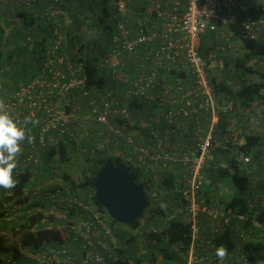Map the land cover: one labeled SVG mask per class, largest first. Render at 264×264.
I'll use <instances>...</instances> for the list:
<instances>
[{"label": "built area", "instance_id": "obj_1", "mask_svg": "<svg viewBox=\"0 0 264 264\" xmlns=\"http://www.w3.org/2000/svg\"><path fill=\"white\" fill-rule=\"evenodd\" d=\"M39 1L0 0V25L4 27L0 52L26 48L40 56L34 65L36 71L29 69L30 77L16 88L5 89L11 84L9 69H0V110L8 112L26 133L13 178L18 179L26 171L32 173L27 188L19 196L27 197L22 205L17 202L14 190L6 192L10 200L4 204V219L11 222L25 209L29 214L43 211L54 215L56 220H66L64 209H75L78 214L74 215L72 238L45 240L39 247L24 249L27 264H148L126 255L121 257L117 249H122L124 240L116 236L105 214L79 195V184H85L92 169L107 159H117L127 167L138 168L148 176L152 174L157 181L175 175L174 181L177 185L182 183V187L175 189L180 199L174 201V207L180 204L177 213L186 214L191 226V244L183 256V264H219L215 256L219 247L213 246L212 237L205 241L201 238L200 217L209 220L210 236L218 231L214 221L227 224L229 217L218 209L216 200L210 205L205 202L203 189L208 184L205 175L212 152L220 147H236L238 142L237 134L229 129L220 137L216 135L219 116L234 113L235 104L227 99L221 105L212 79L219 80L227 70L233 74V66L226 64V53L237 43L264 49V1L261 5H245L239 0H99L108 9L107 19L115 23V30L98 64L105 90L92 94H86V77L75 58L80 44L76 42L71 52L74 62L64 52L68 39L78 34L73 30V17L63 7L64 0H52L45 5L41 17L47 28L38 35L22 26L19 18L6 13L7 9L36 12L40 10ZM15 27L20 38L9 45L6 39ZM208 33L215 36L216 46L205 59L199 53V44L201 35ZM75 90L87 95L85 113L77 108ZM134 102L149 107L146 112L142 109L149 127L146 135H141L140 130L146 129L144 122L136 123L130 116L128 108ZM261 104L264 106V101ZM25 117L30 121L27 124ZM159 123L164 124L163 129L155 127ZM190 123L194 128H189ZM73 129L96 131L77 135ZM28 136L32 137L31 143ZM97 136L99 142L90 155L93 160L84 159L85 140H96ZM65 142L74 143L76 152L83 157L79 160L83 167L81 182L73 185L71 180L77 179L71 178L52 188L45 183L31 188L43 153ZM96 154L100 156L94 159ZM249 163L250 158L239 152L236 164ZM50 164L59 167L58 157ZM68 165L77 163L72 158ZM146 193L152 202L158 200V189L151 187ZM216 195L220 196L218 192ZM41 200L50 206L44 210L33 206ZM248 201L249 209L254 211L258 204L264 206V195L251 192ZM227 213L230 215V210ZM256 215L257 211L251 224L255 229H264ZM237 218L246 221L245 216ZM53 224L54 221L47 222L44 226ZM234 234L240 243L251 237L250 230H237ZM246 253L255 256L250 249L227 251L222 264H248ZM77 254H81L79 260L75 259Z\"/></svg>", "mask_w": 264, "mask_h": 264}, {"label": "trees", "instance_id": "obj_2", "mask_svg": "<svg viewBox=\"0 0 264 264\" xmlns=\"http://www.w3.org/2000/svg\"><path fill=\"white\" fill-rule=\"evenodd\" d=\"M51 1L52 0H40L37 9L39 6L48 4ZM66 1L74 2L72 7L73 9H70L69 6L66 7V10L74 19L73 30L74 28L75 30L80 28L82 23L88 22V27L96 31V34L86 43L80 44L78 50L79 52L76 55L77 57L75 56V58L78 59V62H80L82 65V74H84L86 77L84 87L85 91L87 92L86 94H92L95 90L99 89L105 90L102 88L104 86V80L99 74L98 64L101 58L107 52V45L111 42L112 32L115 30V23L110 20L108 21L107 18L110 16V13L99 0H64V2ZM239 1L245 5L253 4V1L255 2V0ZM261 3L263 4L261 1L257 2V4L260 5ZM6 12L7 14H9L8 12H11L10 14L12 17L19 18L22 26L26 28H32L34 30L38 27H41L40 25L36 24V19H38L39 16L38 12L40 13V16H42L43 11L42 14L39 10L35 12L32 10L23 11L15 9L14 11H10L7 9ZM17 28L18 27H15V30H13L6 39L7 42L9 41V45L16 44L15 41L19 40L20 38V31L18 32ZM46 28V26H43V31L46 30ZM80 34L76 33L72 39H68L67 45L65 47L67 48L66 50L70 52L67 53V56H69L73 62L74 57L71 52L74 48V44L81 36ZM3 39L4 27L0 25V44ZM105 44L106 46H104ZM215 46L216 40L213 34L208 33L201 35L199 53L203 58L207 59L210 53L214 51ZM39 57V53H35L26 48H24L22 51L16 49L13 52H0V69L7 67L9 70H11L8 76L11 84L5 86V89L16 88L21 85L20 83L25 82V78L30 77L28 73L29 69L32 72L36 71L34 65L37 63V59ZM226 64L227 66L232 64L233 75L235 74L236 78L244 70H248V72L252 71V68L247 66L246 59L237 58L235 61H230L229 59V61H226ZM228 68L229 67H227V69ZM256 73L259 76L257 81L248 83L244 78L239 84L237 81L235 83V87L232 85L228 86L227 81L224 78L219 80L216 78L212 79V86L215 90L216 96L219 97L222 102L227 99H232L235 104V109L237 107H245L248 109L253 104L264 101V72L257 71ZM21 74L23 77H21ZM73 92L77 101L81 97L85 100L87 99V95H83L82 91L75 90ZM143 106L144 104L142 103L134 102L131 103L128 108L130 116H132V119L136 123L140 122L139 117L142 115L139 117H134L133 111L138 108L141 109L142 113ZM85 108L86 109H80V111L85 113L87 111V105ZM219 118L221 126V124L224 122V116L220 115ZM143 122L145 123L144 119ZM147 122L148 121H146V123ZM155 127L163 129L164 124L159 123ZM85 147L87 149V153L84 154V159H89L92 161L93 159H90V155L92 154L95 145L90 143L88 145L86 144ZM259 148V137L255 135H246L244 137V143L242 145H236V149H233V146H228L225 151H221V161L224 164L219 165L220 161L216 158L210 162L209 169L206 171L205 175L208 181L207 188L203 189L206 198L205 202L207 205H210L216 200L218 209L222 211L225 216L229 217L227 224H222V229L218 230L214 235L208 236V238L212 237L210 239L213 246H223L228 252H233L235 248L234 233L237 230H250L251 237L255 235L256 237L262 239L263 242L253 244V247L249 245L247 247L246 245L244 246V252L247 251V249H250L255 254V256L252 257L246 253V256L249 260L248 264H264V229H255V227L251 224V220L254 218V213L257 211L256 218L264 226V206L258 204L254 208V211L249 209L248 196L251 193L249 190V175L246 174L245 169H242V166H238L236 164V157L240 152L244 155L250 156L253 160L258 162L260 153ZM76 150L77 149L74 143H61L59 147H51L46 149L42 156V165L35 173L36 176L34 177V182H30V187L33 188L39 184H44L47 180L48 182L45 184L48 188L55 187L60 185L54 183V179L56 177L61 179L62 182L71 180L70 175L63 169L67 166H70L68 165V162L73 158ZM96 155L97 157L94 159H97L100 156L99 154ZM55 157H58L60 164L59 167H54L50 164V162L54 161ZM107 165H115L127 170L133 180L139 185L145 194L147 199V207L144 215L132 224L123 225L112 220L107 215L106 210L98 203L97 199L95 198L94 179L96 173L100 168ZM17 169L18 166L14 170ZM31 175L32 173L26 171L25 174L21 175L15 180L16 184L12 189L0 188V264H13L14 262H16V264H27L26 258L22 253V251H25L24 249H33L39 247L45 240L63 241L67 237L72 238L71 236H74L73 225L76 221L74 215L78 214V211L75 209H64V214L67 217L66 220L61 218L56 220L54 215H46L43 211L29 214L27 209H25L20 213L19 217L13 221H5L4 204L10 200L9 197H6V192L8 190H14L16 193L15 198L17 202L22 205L24 203L23 200H25L27 197L22 199V197L20 198L19 196L23 195V190L27 188V184H29L28 178ZM174 177L175 175L170 174L166 176L164 180H160L158 182L160 190L163 193H159L158 200H153L152 202V199H150L146 193L147 189L153 187V177H151V175L148 176L147 173L138 168L127 167L117 159H107L106 161L101 160V163H99L96 168L92 169L91 177L87 178V182L85 184H79L80 187H85L88 189V191L85 190L81 193L79 192V195L83 201L87 202L90 200L99 211L104 213L112 227H127L132 230H137V235H139L140 239L146 246L150 245V243H153V245H151L153 250L148 253L150 256L149 259H147L151 264H155L159 256H162L164 259H172L178 254H181V257H183L187 253V250L191 244V226L188 222L187 216L184 213H177L180 204L175 202L177 203L178 207H174V201H178L180 199L179 193H177L175 189L182 187V183H180V185L178 183L177 185V183L174 181ZM51 180L54 182L52 183ZM224 180H227L228 184H230V187L233 188L232 193H228L227 195L225 194L222 197L217 196V187H219L218 182H221L222 184ZM71 182L73 185H76L77 183V181L73 180H71ZM161 199L162 201L160 202L159 200ZM168 199H170V201ZM37 205L40 206L42 210L47 209L50 206L45 200H41L40 202L37 201V203L33 204V206ZM228 210H230V215L227 213ZM171 215H173V218L169 219ZM238 216H245L246 221H238ZM200 220L202 235L204 223L206 224V218L201 216ZM53 221L54 224L50 227L47 228L44 226L47 222L51 223ZM115 234L120 240L123 239L122 237H126L118 231L115 232ZM137 235L132 234L126 237L128 239L127 243L134 240V237L137 239ZM201 238L203 237L201 236ZM78 239L80 238L78 237ZM122 248L123 249H117V252L121 257L126 254L124 247ZM1 256H4V258ZM75 256V259L79 260L81 254H77ZM134 260L143 261L136 258H134ZM181 261L184 262V258H181Z\"/></svg>", "mask_w": 264, "mask_h": 264}, {"label": "crops", "instance_id": "obj_3", "mask_svg": "<svg viewBox=\"0 0 264 264\" xmlns=\"http://www.w3.org/2000/svg\"><path fill=\"white\" fill-rule=\"evenodd\" d=\"M258 1L263 2L264 0H255V2L253 1L254 5L257 4ZM46 4L39 6V11L42 14V11L44 9ZM74 2H63V7L66 9L67 6L70 7V9H73ZM10 10V9H9ZM7 11V10H6ZM11 11V10H10ZM7 13V12H6ZM5 13V15H6ZM9 14L7 15H11V12H8ZM39 16L38 19H36V24L40 25L41 27L36 28V29H32L30 28L31 33L38 35L40 32H43V26H46L45 21L42 19V17L40 16V13L38 12ZM36 15V14H34ZM67 44H65L66 47ZM67 48H65V54L66 53H70L69 51L66 50ZM237 58L239 59H246V63L247 66L252 68V71L248 70H244L243 72H241L237 78L235 76V81H238V84L240 83V81L242 79L245 78V80L248 83H252L258 80V74L256 73L257 71H261L264 72V49L261 47H256L255 45H243L241 43H237L233 49L231 51H228L226 53V60L230 59V61H235V59L237 60ZM232 65V64H231ZM230 65V66H231ZM11 70H8V73H10ZM245 72V73H244ZM225 74H227L226 72H224L221 76V78H224L225 80H227V77H225ZM26 76V75H25ZM24 76V77H25ZM21 77H23V75L21 74ZM27 78H25L26 81ZM244 80V81H245ZM15 82V81H14ZM24 83V82H22ZM232 85V84H231ZM235 86V85H234ZM226 103V101H223L221 103L222 106H224ZM148 107V106H147ZM144 108V112H146L148 109L145 107ZM148 113V112H147ZM149 114V113H148ZM133 115L138 117L141 116V109L136 108L133 111ZM145 115V114H143ZM140 121H143V119L145 118L144 116L139 117ZM143 118V119H142ZM224 122L221 124L220 126V118H218V122L216 123V135L217 137H220L225 131L226 129H229V131L235 132V134H237V145H242L244 143V137L246 135H255L259 137V149H260V153H259V160L258 162L253 160L250 156H248L250 158V163L249 164H244L241 165L246 171V174H248V178H249V187H250V191L254 194H259V195H263L264 194V174L262 175V172L264 171V106L261 104V102L259 103H255L252 106H250L248 109L247 108H239L237 107L234 111V113H232L231 115H225L224 116ZM219 123V124H218ZM146 126V129H140L141 131V135H146L148 134V129L149 127H147L146 123H144ZM189 128H194L193 127V123H190ZM218 126V128H217ZM223 127V128H222ZM223 129V131H222ZM75 130L77 135H82L84 133L89 134V133H93L96 131L95 129H73ZM86 142H84L85 144H90L92 143L93 145L97 144L99 142V136H97L96 140L93 139H87L85 140ZM233 149H236V147L233 146ZM225 151L226 147H220V148H216L213 152H212V160L214 158L218 159L220 161V164L223 165L224 163L221 161V151ZM238 150V149H237ZM151 177L152 174H151ZM166 178V177H164ZM164 178L162 180H164ZM56 179V178H55ZM54 179V181H55ZM58 180V179H56ZM159 181H157L155 178H153V187L158 189L159 193H163L158 187H159ZM53 183V182H52ZM219 187H217V191L219 193V195L222 197L223 195H227L228 193H232L233 188L230 187V184H228L227 180H224V182H218ZM225 185V189H222V187ZM169 202V201H168ZM170 203V202H169ZM222 224L223 222L220 221V223L214 221V226L216 229L220 230L222 229ZM115 229V231L122 233L124 236L128 237L130 235H137V230H132L130 228L127 227H118V226H113ZM211 230L209 227V220L206 219V224L204 223V229L202 232V237L204 239H207L209 235H211ZM126 237H122L124 242L123 246H124V251L126 252V254H124V256L126 255L129 258H136V259H140L143 260L145 262H147L148 264H151L150 262H148L149 259V254H148V250L144 248V243L141 239H136V237H134V240L132 241H128V239ZM126 242V243H125ZM263 242L262 239L256 237L255 235H253L250 239H248L246 241V243H240L239 240L236 239V237H234V243H235V248L233 251H239L240 248L245 249L244 246L246 245V247L249 246H253V244L256 243H260ZM150 245H153V243ZM127 249H130V251H128ZM144 249V251H143ZM148 258V259H147ZM181 254H178L176 257L172 258V259H157V262H155V264H182L183 262L181 261Z\"/></svg>", "mask_w": 264, "mask_h": 264}, {"label": "water", "instance_id": "obj_4", "mask_svg": "<svg viewBox=\"0 0 264 264\" xmlns=\"http://www.w3.org/2000/svg\"><path fill=\"white\" fill-rule=\"evenodd\" d=\"M94 195L109 217L123 225L139 220L147 207V199L139 185L127 170L115 165L97 171Z\"/></svg>", "mask_w": 264, "mask_h": 264}, {"label": "clouds", "instance_id": "obj_5", "mask_svg": "<svg viewBox=\"0 0 264 264\" xmlns=\"http://www.w3.org/2000/svg\"><path fill=\"white\" fill-rule=\"evenodd\" d=\"M25 117L24 123H29ZM35 124L36 121H31ZM26 138L23 127L18 126L17 121L6 111L0 110V188L11 189L15 187L13 170L17 167V155L21 152V144ZM31 143L32 137H27ZM226 249L221 246L215 250V256L219 264H222L226 256Z\"/></svg>", "mask_w": 264, "mask_h": 264}, {"label": "rangeland", "instance_id": "obj_6", "mask_svg": "<svg viewBox=\"0 0 264 264\" xmlns=\"http://www.w3.org/2000/svg\"><path fill=\"white\" fill-rule=\"evenodd\" d=\"M75 29V28H74ZM77 31H78V34H80L81 36V39H80V37H79V39H78V41H80V42H78L77 41V44H83V43H86L90 38H92L95 34H96V31L95 30H92L91 28H89L88 27V22H85V23H82V26L80 27V28H78V29H76ZM227 74H225L226 75V77H227V84H228V86H231V84H232V86H234L235 85V83L237 82V81H235L234 80V75L233 74H231V73H229L228 74V71L226 72ZM87 101L85 100V99H83L82 97L77 101V108L78 109H86L85 108V106L87 105V103H86ZM135 117V116H134ZM81 158H83L82 157V155H80L79 153H74V155H73V161L74 162H76L77 163V165H70V166H67L66 168H64L63 170H65L66 171V173H68L69 175H70V178H76L77 179V182L79 183L80 181H81V179H80V177H81V175H82V173H83V171H81L82 169H83V167H81V165L79 164V160L81 159ZM42 165V164H41ZM41 165L38 167V170L40 169V167H41ZM97 167V166H96ZM85 168V167H84ZM264 174V171L262 172V175ZM56 178H58V177H56ZM79 179V180H78ZM52 182H54L53 180H51ZM46 182H48V180L46 181ZM45 182V183H46ZM54 183H57V184H61V183H63L62 181H61V179H59L58 178V180H56L55 179V182ZM80 184H82V183H80ZM81 188H83V189H81ZM207 187H205V189H206ZM159 189H160V187H159ZM222 189H225V185L222 187ZM88 191V189L87 188H85V187H79V190L78 191H80V193L81 192H83V191ZM264 195V194H263ZM164 199H166V198H164ZM169 201H170V199H168ZM160 202L162 201V199L161 200H159ZM165 201V200H164ZM165 202H167V201H165ZM164 202V203H165ZM143 224V223H142ZM137 238L138 239H140V237H139V235H137ZM123 247V246H122ZM253 247V246H252ZM144 248H145V250L147 249L148 250V253H150L153 249H152V247H151V245H144ZM123 249V248H122ZM128 251H130V249H127ZM143 251H144V249H143ZM2 258H4V256H1ZM158 258H160V259H164L162 256H159Z\"/></svg>", "mask_w": 264, "mask_h": 264}]
</instances>
